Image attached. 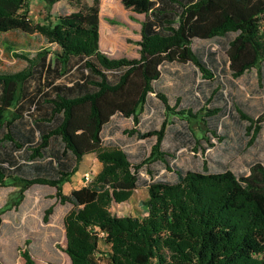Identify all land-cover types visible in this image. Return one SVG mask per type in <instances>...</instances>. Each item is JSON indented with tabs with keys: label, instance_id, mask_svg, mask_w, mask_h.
I'll return each mask as SVG.
<instances>
[{
	"label": "trees",
	"instance_id": "obj_1",
	"mask_svg": "<svg viewBox=\"0 0 264 264\" xmlns=\"http://www.w3.org/2000/svg\"><path fill=\"white\" fill-rule=\"evenodd\" d=\"M42 1L50 10L60 0ZM119 1L145 16L136 43L138 58L115 59L100 51L99 0H92L85 11L54 14L44 23L28 17L29 0H0V34H37L47 44L33 56L10 54L26 66L0 72V140L17 151L27 150L31 162L44 158L52 140L60 146L55 157H49L57 167L51 177L20 175L18 167L0 159V187L19 188L14 206L34 185L54 188L59 203L72 206L63 218L64 252L70 264H102V256L106 264H264L263 164L254 163L241 176L230 170L177 169L170 165L175 155L161 148L165 123L158 131L125 132L156 139L149 155L136 164L123 150L106 148L102 141V130L114 115L138 125L164 64H191L205 79H212L203 58L192 49L196 39L233 35L226 49L231 76L237 79L255 70L262 85L264 0ZM106 36L111 43V30ZM4 46L10 53L16 47L8 42ZM74 73L79 78H67ZM156 96L166 111H174L164 95ZM238 112L250 123L247 131L254 127V141L264 124V111L256 120ZM216 113L174 115L197 127L192 134L197 143L213 146L205 133L213 138L217 134L208 129L205 118ZM90 154L100 170L84 186L64 194L63 186ZM60 157H68L69 163ZM157 163L175 174V182L153 179L155 173L148 167ZM143 168L150 181L145 182L141 216L113 214L111 208L127 203L138 188ZM51 211L46 210L45 222ZM19 258L20 264H38L27 248L19 251Z\"/></svg>",
	"mask_w": 264,
	"mask_h": 264
},
{
	"label": "rangeland",
	"instance_id": "obj_2",
	"mask_svg": "<svg viewBox=\"0 0 264 264\" xmlns=\"http://www.w3.org/2000/svg\"><path fill=\"white\" fill-rule=\"evenodd\" d=\"M92 4V0H60L48 10L44 1L29 0L28 17L34 23H44L46 19L53 20L54 14L85 11ZM98 7L100 51L115 59L138 58L139 48L136 43L140 40V23L145 20V16L125 9L119 0H99ZM107 30L112 33L111 43L106 36ZM232 38L233 35L228 34L211 40L196 39L192 43V49L201 55L213 74L212 79H205L191 64H164L160 79L152 84L155 94L148 95L138 125L134 126L131 118L114 115L102 130L103 146L121 149L128 155L131 163H139L149 155L156 139H140L136 134L129 135L125 132L135 130L143 134L158 131L165 123V137L161 148L175 155L170 165L177 169L201 172L205 168L209 173L230 170L236 176H241L247 174L254 163L264 165V124L260 125L261 128L252 141L254 127L247 131L250 123L238 112L240 110L256 120L264 111V65L262 85L255 70L234 79L226 56L227 45ZM5 42L16 46L11 53L6 52ZM45 47L46 41L37 34L25 35L19 31L0 34V72H16L26 66L25 62L9 58L10 54L33 56ZM67 78H79V74L74 73ZM67 78L64 82H67ZM33 86L32 84L31 87ZM156 93L164 95L174 111H166ZM205 110H217L214 116L205 118L208 129L217 134V138H213L205 133L213 146L203 140L197 143L192 136L197 127L174 115L175 112L190 111L204 116ZM36 114L37 111L34 110L32 115ZM58 150V141L52 140L44 158L31 162L27 158V150L17 151L10 143L0 140V159L18 167L15 169L18 174L30 178L55 175L57 167L49 157H55L54 153ZM60 160L69 163L68 157H60ZM100 168L101 164L94 154L85 156L79 170L63 188L64 194L86 184L83 170L92 179ZM148 168L155 173L154 180L169 183L176 180L173 172H167L158 163ZM144 169L139 173V185L130 200L113 206V214L141 216V203L147 196L145 182L150 181ZM18 192L17 187H0V264H20L19 251L24 248L29 250L38 264H70L64 252L63 218L72 206L61 205L55 198V189L43 185H34L24 191L22 201L14 206ZM49 208L52 211L45 222V212ZM100 249L105 251L103 246ZM100 262L106 264V257L102 256Z\"/></svg>",
	"mask_w": 264,
	"mask_h": 264
},
{
	"label": "crops",
	"instance_id": "obj_3",
	"mask_svg": "<svg viewBox=\"0 0 264 264\" xmlns=\"http://www.w3.org/2000/svg\"><path fill=\"white\" fill-rule=\"evenodd\" d=\"M80 165H81V163H80L79 166H78V170H79V168H80ZM78 170H77V171H78ZM85 174H88V173H87V172H84V170H83V176H84ZM95 175H96V174H95ZM71 178H72V177H71ZM70 181H71V179H70ZM66 184H68V183H66ZM66 184L63 186V188L66 186ZM83 186H84V185H83ZM81 187H82V186H81ZM81 187H79V188H81ZM79 188H75V189H73V190H76V189H79ZM71 191H72V190H71ZM71 191H70V192H71ZM70 192H69V193H70ZM69 193H68V194H69ZM146 198H147V196H146ZM146 198H145V199H146ZM141 207H142V206H141Z\"/></svg>",
	"mask_w": 264,
	"mask_h": 264
},
{
	"label": "built area",
	"instance_id": "obj_4",
	"mask_svg": "<svg viewBox=\"0 0 264 264\" xmlns=\"http://www.w3.org/2000/svg\"><path fill=\"white\" fill-rule=\"evenodd\" d=\"M83 178H84L86 183L90 181L88 174H85Z\"/></svg>",
	"mask_w": 264,
	"mask_h": 264
}]
</instances>
